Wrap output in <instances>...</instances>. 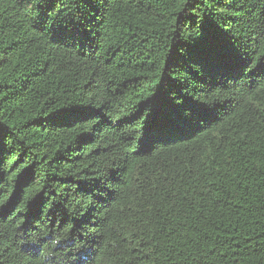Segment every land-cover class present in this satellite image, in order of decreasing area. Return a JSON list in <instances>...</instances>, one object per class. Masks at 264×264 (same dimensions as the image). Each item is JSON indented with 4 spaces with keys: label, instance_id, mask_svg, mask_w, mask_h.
Wrapping results in <instances>:
<instances>
[{
    "label": "trees",
    "instance_id": "obj_1",
    "mask_svg": "<svg viewBox=\"0 0 264 264\" xmlns=\"http://www.w3.org/2000/svg\"><path fill=\"white\" fill-rule=\"evenodd\" d=\"M0 264H264V0H0Z\"/></svg>",
    "mask_w": 264,
    "mask_h": 264
},
{
    "label": "snow or ice",
    "instance_id": "obj_2",
    "mask_svg": "<svg viewBox=\"0 0 264 264\" xmlns=\"http://www.w3.org/2000/svg\"><path fill=\"white\" fill-rule=\"evenodd\" d=\"M0 62H2V61H0Z\"/></svg>",
    "mask_w": 264,
    "mask_h": 264
}]
</instances>
